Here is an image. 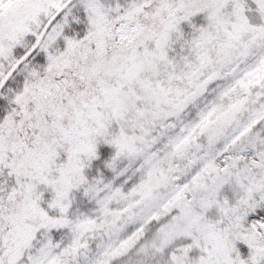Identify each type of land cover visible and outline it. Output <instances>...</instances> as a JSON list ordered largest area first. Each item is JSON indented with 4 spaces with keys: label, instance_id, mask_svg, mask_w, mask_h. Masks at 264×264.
<instances>
[{
    "label": "snow or ice",
    "instance_id": "obj_1",
    "mask_svg": "<svg viewBox=\"0 0 264 264\" xmlns=\"http://www.w3.org/2000/svg\"><path fill=\"white\" fill-rule=\"evenodd\" d=\"M0 264H264V0H0Z\"/></svg>",
    "mask_w": 264,
    "mask_h": 264
}]
</instances>
